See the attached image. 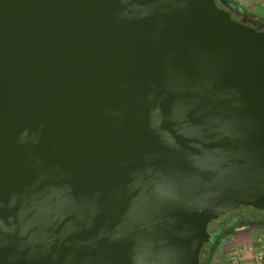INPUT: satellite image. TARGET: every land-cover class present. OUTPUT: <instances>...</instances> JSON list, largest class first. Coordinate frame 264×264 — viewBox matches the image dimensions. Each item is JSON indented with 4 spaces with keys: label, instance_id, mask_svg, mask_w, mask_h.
Returning <instances> with one entry per match:
<instances>
[{
    "label": "water",
    "instance_id": "95a60500",
    "mask_svg": "<svg viewBox=\"0 0 264 264\" xmlns=\"http://www.w3.org/2000/svg\"><path fill=\"white\" fill-rule=\"evenodd\" d=\"M240 205L264 210V29L214 0H0V264H198Z\"/></svg>",
    "mask_w": 264,
    "mask_h": 264
},
{
    "label": "rangeland",
    "instance_id": "374dc122",
    "mask_svg": "<svg viewBox=\"0 0 264 264\" xmlns=\"http://www.w3.org/2000/svg\"><path fill=\"white\" fill-rule=\"evenodd\" d=\"M233 2L251 20H264V0H233ZM242 206L235 207L226 213L220 214L209 224V233L215 229L214 227L216 225H220L223 230L213 238L214 244L212 248H210V242L207 241L208 238L203 241L198 255V264H201L202 259L205 258L208 251L210 254L207 264H231L229 261L232 260V256L234 254H243L244 250H247L250 259L252 258L247 263H257L259 260L258 257L264 253V210L252 206ZM241 214L248 216L250 219L257 218L256 226L254 225L251 228L241 227L239 229L226 227V221L229 217H236ZM249 222L248 224H252L253 221L251 220Z\"/></svg>",
    "mask_w": 264,
    "mask_h": 264
},
{
    "label": "flooded vegetation",
    "instance_id": "af4514ba",
    "mask_svg": "<svg viewBox=\"0 0 264 264\" xmlns=\"http://www.w3.org/2000/svg\"><path fill=\"white\" fill-rule=\"evenodd\" d=\"M216 5L223 8L225 11H227L229 13V16L231 18H233L234 20L237 21H241L243 23H246L248 25H251L259 30H263L264 29V20H260V21H256V20H251L249 17H247V15L233 2V0H214ZM242 206V205H240ZM239 207V206H237ZM231 210V209H230ZM228 210V211H230ZM226 211V212H228ZM224 212V213H226ZM246 215L241 214V215H237L236 217H229V219H227L226 221V227L230 228L233 227V229H239L241 227L244 228H251L255 225V223H257L256 221H253V219H250L248 216V218H245ZM216 219V218H215ZM214 219V220H215ZM253 221L252 224H248L250 223L249 221ZM258 221V220H257ZM256 226V225H255ZM225 227V229H226ZM215 229H213L209 235H208V242H213V238L220 234V231H222V227H220V225H216L214 227ZM224 228V227H223ZM202 246V245H201ZM201 248V247H200Z\"/></svg>",
    "mask_w": 264,
    "mask_h": 264
},
{
    "label": "crops",
    "instance_id": "0c3cea01",
    "mask_svg": "<svg viewBox=\"0 0 264 264\" xmlns=\"http://www.w3.org/2000/svg\"><path fill=\"white\" fill-rule=\"evenodd\" d=\"M247 247H249V246H247ZM232 257H233L232 260L229 261L231 264H248L247 261L252 259V258L250 259L247 250H244V253L243 254L242 253L240 255L234 254ZM251 263H253V262H251ZM256 264H264V262L263 261H261V262H258L257 261Z\"/></svg>",
    "mask_w": 264,
    "mask_h": 264
},
{
    "label": "trees",
    "instance_id": "16d2710c",
    "mask_svg": "<svg viewBox=\"0 0 264 264\" xmlns=\"http://www.w3.org/2000/svg\"><path fill=\"white\" fill-rule=\"evenodd\" d=\"M242 207H243V206H242ZM246 217H247V216H246ZM246 217H245V218H246ZM247 218H248V217H247ZM247 218H246V219H247ZM257 220H258L257 218H254V219H253V221H257ZM213 244H214V242H212V243L210 242V244H209V245H210V248L213 247ZM209 254H210V252L208 251V252H207V255L205 256V258L202 259L201 264H207V263H208V257H209Z\"/></svg>",
    "mask_w": 264,
    "mask_h": 264
},
{
    "label": "built area",
    "instance_id": "2783aa9c",
    "mask_svg": "<svg viewBox=\"0 0 264 264\" xmlns=\"http://www.w3.org/2000/svg\"><path fill=\"white\" fill-rule=\"evenodd\" d=\"M258 258H259L258 262H261V261L264 262V253H262V255H260Z\"/></svg>",
    "mask_w": 264,
    "mask_h": 264
}]
</instances>
